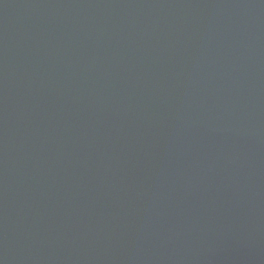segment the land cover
<instances>
[{
	"label": "water",
	"instance_id": "1",
	"mask_svg": "<svg viewBox=\"0 0 264 264\" xmlns=\"http://www.w3.org/2000/svg\"><path fill=\"white\" fill-rule=\"evenodd\" d=\"M0 264H264V0H0Z\"/></svg>",
	"mask_w": 264,
	"mask_h": 264
}]
</instances>
